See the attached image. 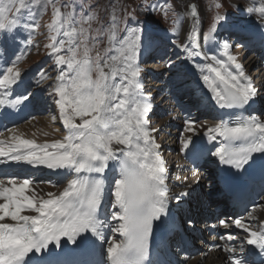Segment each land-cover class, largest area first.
Instances as JSON below:
<instances>
[{"label": "snow or ice", "instance_id": "6c2138e0", "mask_svg": "<svg viewBox=\"0 0 264 264\" xmlns=\"http://www.w3.org/2000/svg\"><path fill=\"white\" fill-rule=\"evenodd\" d=\"M26 10H29L26 0H0V37L12 36L21 28L36 27L35 23L23 20L21 13ZM149 10H155V6H149ZM252 13L259 14V28L264 31V3L248 10L249 15ZM191 15H197L196 5L191 6ZM226 15L216 19L222 21ZM54 18H60L59 9L55 10ZM75 23L73 13L67 12L56 29L57 32L64 29L62 34L67 41L61 39L47 45L59 70L53 88L54 104L66 135L62 140L44 144L13 136V143L7 148L0 142V157L33 167L66 170L71 178L62 191L49 192L47 198L30 188L29 179L8 178L7 185L0 180L3 201L0 202V264H68L59 251H52V246L61 250L63 240L79 248L90 238L101 246L108 245L101 264H152L149 241L155 222L167 214L169 191L165 161L152 135L155 130L150 129L147 119L152 104L143 93L139 79L141 69L137 58L141 37L134 26L118 28L113 23L108 29L109 47L93 57L89 29L80 28L78 32L73 27ZM217 27V23L211 25L203 36L205 42L213 39ZM120 32L127 34L120 38ZM78 36L82 38L77 43ZM52 39L55 41L56 37ZM91 39L94 41L95 37ZM188 39L190 47L175 40L172 43L200 71L203 85L220 110H242L254 101L257 91L237 57L230 52L227 41L220 46L226 59L204 54L201 65L196 63L201 52L196 50L199 46L194 32L188 33ZM66 42L68 54L62 55ZM64 65L66 70L60 67ZM205 69L211 75L204 74ZM20 76L19 71L8 67L0 75V87L10 89ZM22 99L28 101L30 97L24 95ZM19 102L17 98L8 106L14 107ZM0 106H4L3 100ZM184 131L193 135L181 139L182 151L194 146L195 121L186 120ZM203 134L214 146L211 155L220 164L237 171L251 166L256 155L264 158V117L258 114L221 119L214 127H206ZM106 202L111 207L110 217L102 220L101 211ZM248 215L251 217L252 213ZM6 219L12 222H4ZM233 223L247 235L239 238L242 241L239 248L233 245L224 248L228 264H248L245 244L253 246L251 255L258 256L260 264H264V223L257 230H252L242 218H235ZM219 225L229 227L223 219ZM104 229L118 234L119 241L107 240ZM227 239L238 237L228 234Z\"/></svg>", "mask_w": 264, "mask_h": 264}, {"label": "bare ground", "instance_id": "6f19581e", "mask_svg": "<svg viewBox=\"0 0 264 264\" xmlns=\"http://www.w3.org/2000/svg\"><path fill=\"white\" fill-rule=\"evenodd\" d=\"M262 3L264 0H247V5L244 7L245 18L242 19L241 23L234 25L233 39L231 38L230 42L237 48H242L241 58L237 61L251 78L257 91V96L252 101V105L246 109V113L247 115L258 114L264 117V31L259 28V14H248L249 9L259 7ZM196 4L199 13L200 6L198 3ZM196 23H198L197 20L186 19L184 28H182L185 33L184 41L180 45L187 44L190 47L191 41L188 39V33L194 32L196 43L199 46L196 50L201 52V56L196 58V63L203 65V55L214 54L216 49L213 48L214 44L209 46L201 38V30L197 29ZM223 32V36H226L227 31L224 30ZM160 35L166 37V34ZM8 46L4 56L8 59L6 62L11 63L16 58V52L10 45ZM163 49L158 52H163ZM169 51L167 55L163 56V63L157 71L152 72L151 82L155 84V88L158 90L156 94H153L156 91L154 89L152 94L147 95L144 91L146 90V83L144 84L142 79H139L143 85V93L149 97L152 104V109L147 117L149 127L155 130L152 135L159 145L158 151L165 161L166 186L169 191L168 208L175 212L177 225L185 230L186 235L194 245L200 247V250L195 252L189 250L184 254L176 246H173L177 255L176 264H228V254L224 248L228 245L239 248L242 242L239 238L247 234L234 226L227 212L219 209L221 206L217 205L215 208L212 207L213 209H199L206 189L209 193H217L220 190L217 167L212 157H209L200 167L196 168H191L181 158V139L193 135L184 131L185 121H195L197 131L195 136H197L204 133L206 127H214L221 119H226L228 110H220L211 100V93L203 85L200 71L190 59L185 58L186 53H182L176 45L170 47ZM219 57L226 59L222 53ZM169 60H175L176 65L169 67L166 64ZM5 69V65L3 66L0 60V72L3 73ZM204 74L211 75L207 69H205ZM30 75L19 79V82L14 87L11 86L10 89L0 87V100L4 101V106H0L2 115L16 117L18 113H21L30 116L24 123L7 126L4 131L0 132V142L5 148L9 143H13L11 140L13 136L33 140L36 144H44L62 140L66 135V130L59 119V110L54 104L56 97L53 88L57 83L56 78L43 83L41 87H36L32 85V82H37V79ZM31 85L34 90L37 88L33 94L34 100L30 98L28 101H23V92L26 87ZM17 98H20L19 103L14 107L8 106L11 101H15ZM53 116L56 117L55 120ZM0 160L4 161L0 163V167L7 165L11 167L0 170V180H3L7 185L8 178H19L20 181L29 179L32 181L30 188L43 198L49 192L58 194L67 186V182L71 178L66 170H51L42 165L33 167L24 163H14L8 161L6 157H0ZM193 172L196 173V176H193ZM108 176H112L111 171L108 172ZM42 181L44 183H41ZM47 184H52L53 189H47L45 187ZM28 194L31 195L32 192L29 191ZM219 201L220 203L223 202L222 199ZM0 202L3 201L0 200ZM110 212L111 207L106 202L105 212L101 219L103 220L105 216L110 217ZM251 213V217L247 214L242 218L243 222L248 224L252 230H257L264 221V192L259 204ZM24 214L34 213L26 212ZM221 219L225 220L229 227L220 226L219 221ZM6 221L12 222L7 219ZM228 234L236 236L238 239L228 240ZM104 235L107 240L116 239L119 241L120 239L118 234H113L108 229H104ZM107 246V243L102 245L105 258L104 249ZM245 259L248 264H254L250 260L246 248Z\"/></svg>", "mask_w": 264, "mask_h": 264}, {"label": "rangeland", "instance_id": "374dc122", "mask_svg": "<svg viewBox=\"0 0 264 264\" xmlns=\"http://www.w3.org/2000/svg\"><path fill=\"white\" fill-rule=\"evenodd\" d=\"M195 1V0H189ZM188 0H26L29 3V10L23 11L21 16L28 23H35L33 29H19L14 35H5L0 37V60L8 67H13L14 71L21 73L20 79L30 75L36 77L37 82L33 81L32 85L41 87L43 83L52 81L56 78L58 68L55 65V57L51 55L52 49L47 47L52 43H58L63 39L67 41V37L63 36L64 29L59 32L56 29L60 28L62 18L67 12H72L76 20L73 27H76L78 32L80 28L89 29L87 35L90 37L89 47L91 53L95 57L99 51L103 54V49L109 47L108 44V29L113 23L118 28L135 27L140 35V51L137 58L138 65L141 68L139 78L146 83L145 93L147 95L154 92L155 84H152V72L157 71L163 63L165 55L170 51L169 48L177 43L183 44L184 41V24L189 18L187 13ZM199 4V18L196 23L197 29L201 30V38L207 33L213 23H217L218 27L213 34V39L207 41L209 46L213 45L216 49L214 54L220 56L222 53L221 45L227 41L230 52L241 58V47L234 46L230 41L233 39V27L236 23H241L245 18L244 7L247 5V0H196ZM195 1V2H196ZM149 6H155V10H149ZM238 6V10H237ZM56 9L60 10V18H54ZM203 9V10H202ZM15 9H13L14 11ZM184 11V13H183ZM226 19L220 21L217 17ZM84 21H87L86 23ZM201 21V22H200ZM200 22V23H199ZM226 23V24H225ZM225 24V25H224ZM100 31H97V30ZM227 31V35L223 36V31ZM19 32V33H18ZM166 32V33H165ZM126 32H120V38L126 35ZM160 34H166V37H161ZM168 35V36H167ZM55 36L54 41L52 37ZM95 37L93 41L91 38ZM82 37H77V43ZM204 40V39H203ZM7 46H6V45ZM93 44L95 46L93 47ZM16 52V58L11 63H7L5 49L9 48ZM68 44L65 43L64 49L61 50L62 55H67ZM164 48V49H163ZM163 49L164 51L159 50ZM160 55V56H159ZM169 67L176 65L175 60L166 62ZM66 70V65L60 66ZM43 69L44 74H41ZM3 71V72H4ZM2 72H0V75ZM56 74V75H55ZM39 76V77H38ZM31 86L26 87L24 95L32 99L37 88ZM14 85H12L13 87ZM157 89L153 94L157 93ZM27 93V94H26ZM264 109V107H263ZM55 113V111H54ZM43 114V113H42ZM182 126V125H181ZM52 143V142H50ZM51 151V149H49ZM47 189H53L52 184L45 186ZM214 193H209L206 189L203 195V201L199 209H208L214 201ZM212 202V203H211ZM200 250V247L194 246L191 252Z\"/></svg>", "mask_w": 264, "mask_h": 264}, {"label": "water", "instance_id": "95a60500", "mask_svg": "<svg viewBox=\"0 0 264 264\" xmlns=\"http://www.w3.org/2000/svg\"><path fill=\"white\" fill-rule=\"evenodd\" d=\"M192 5H196L195 2H190V3L188 4V12H189L190 14H191V6H192ZM191 16H192V15H191ZM196 16H197V15H196ZM196 16H195V17H196ZM192 17H193V16H192Z\"/></svg>", "mask_w": 264, "mask_h": 264}]
</instances>
